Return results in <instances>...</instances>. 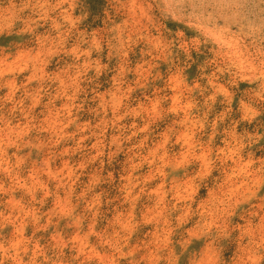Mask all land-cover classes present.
<instances>
[{"label": "rangeland", "instance_id": "374dc122", "mask_svg": "<svg viewBox=\"0 0 264 264\" xmlns=\"http://www.w3.org/2000/svg\"><path fill=\"white\" fill-rule=\"evenodd\" d=\"M86 7L0 0V264H264V0Z\"/></svg>", "mask_w": 264, "mask_h": 264}, {"label": "clouds", "instance_id": "9594fccd", "mask_svg": "<svg viewBox=\"0 0 264 264\" xmlns=\"http://www.w3.org/2000/svg\"><path fill=\"white\" fill-rule=\"evenodd\" d=\"M77 3L81 6V15L77 18L78 21H83L88 18L89 10L87 9V0H76ZM75 6V3L73 4V7ZM105 18L108 19V10L105 9Z\"/></svg>", "mask_w": 264, "mask_h": 264}]
</instances>
